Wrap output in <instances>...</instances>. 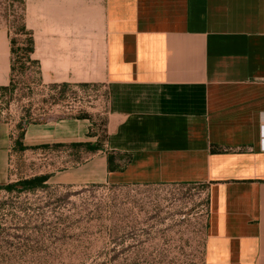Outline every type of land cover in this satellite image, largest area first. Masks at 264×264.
I'll return each instance as SVG.
<instances>
[{
  "label": "crops",
  "instance_id": "crops-1",
  "mask_svg": "<svg viewBox=\"0 0 264 264\" xmlns=\"http://www.w3.org/2000/svg\"><path fill=\"white\" fill-rule=\"evenodd\" d=\"M21 5L32 59L78 62V77L106 89L103 140L89 115L26 127L24 153L49 161L36 174L69 186H199L206 199L202 263L264 264V0ZM39 46L42 57H34ZM11 47L0 25V86L11 80ZM14 127L0 120V185L16 176L9 163L19 155L12 151ZM77 142L101 148H34ZM76 152L87 157L66 161Z\"/></svg>",
  "mask_w": 264,
  "mask_h": 264
},
{
  "label": "rangeland",
  "instance_id": "rangeland-1",
  "mask_svg": "<svg viewBox=\"0 0 264 264\" xmlns=\"http://www.w3.org/2000/svg\"><path fill=\"white\" fill-rule=\"evenodd\" d=\"M21 7V0H0V25L15 49L12 86L0 91V120L16 125L23 115L38 121L89 115L103 140L104 84L78 77V62L29 59ZM42 53L39 46L34 57ZM48 69L72 75L50 76ZM81 155L66 161L87 157ZM9 163L15 180L36 175L49 161L26 152ZM203 194L199 186L108 183L0 189V264H203Z\"/></svg>",
  "mask_w": 264,
  "mask_h": 264
},
{
  "label": "trees",
  "instance_id": "trees-1",
  "mask_svg": "<svg viewBox=\"0 0 264 264\" xmlns=\"http://www.w3.org/2000/svg\"><path fill=\"white\" fill-rule=\"evenodd\" d=\"M22 30H25V29L23 28ZM11 43H12V47H11V51H12V72H13L14 71L13 55L15 53V49H14V41L12 39H11ZM34 49H35L34 39L29 34V45L25 49V51L27 50L29 59H32L31 54L34 52ZM32 61L39 63L35 59H32ZM12 81L13 80H12V76H11L10 83L7 86H0V91H4V92L9 91L11 86H12V83H13ZM42 121L32 120L31 115H27V116L23 115L20 117L19 121L15 125L17 130H18V133H17V136L15 138H13V145H12V151L13 152L21 154V153H24V151L26 149H28V147L23 144L24 131L29 124L40 123ZM38 147L42 148V149L73 147L76 149L83 148L85 150L95 151V150L101 148V144L100 143L92 144L90 142H77V143H72V144H52V145L44 144L41 146H36L34 148H38ZM108 158L111 161V156H108ZM49 178H50L49 173L36 174V175L30 176V177H21L19 179L12 180L6 184L0 185V189H5L9 192H13V191L34 192L38 189H45V188L49 187L50 186V184L48 183Z\"/></svg>",
  "mask_w": 264,
  "mask_h": 264
},
{
  "label": "built area",
  "instance_id": "built-area-1",
  "mask_svg": "<svg viewBox=\"0 0 264 264\" xmlns=\"http://www.w3.org/2000/svg\"><path fill=\"white\" fill-rule=\"evenodd\" d=\"M17 133L18 130L14 127V129L12 130V138H15L17 136ZM259 150L264 152V123L260 125Z\"/></svg>",
  "mask_w": 264,
  "mask_h": 264
}]
</instances>
